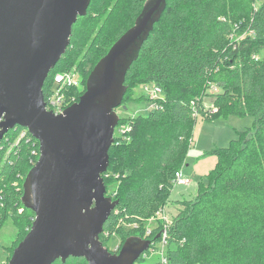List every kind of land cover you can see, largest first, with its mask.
Masks as SVG:
<instances>
[{"label": "trees", "instance_id": "16d2710c", "mask_svg": "<svg viewBox=\"0 0 264 264\" xmlns=\"http://www.w3.org/2000/svg\"><path fill=\"white\" fill-rule=\"evenodd\" d=\"M147 1L91 0L87 14L73 26L66 53L48 75L45 99L57 73L77 71L84 86L74 91L79 101L96 65L136 25ZM165 1L126 73L121 106L138 83L159 87L163 96L150 99L157 108L131 120L126 136H115L102 177L106 196L117 205L99 239L108 249L112 237L119 238L117 253L131 237L151 241L135 263L144 264L162 228L159 222L147 234L148 220L170 199L195 117L250 115L254 125L239 131L229 147L214 151L219 161L209 185L200 186L195 199L180 202L171 220L167 256L169 264H264V0ZM209 85L220 88L209 98L217 109L211 115L204 105ZM26 130L17 126L0 142V230L9 219L17 228L11 254L35 219L23 196L40 144L29 133L18 140ZM112 184L117 188L110 192ZM53 264L88 263L71 257Z\"/></svg>", "mask_w": 264, "mask_h": 264}, {"label": "water", "instance_id": "95a60500", "mask_svg": "<svg viewBox=\"0 0 264 264\" xmlns=\"http://www.w3.org/2000/svg\"><path fill=\"white\" fill-rule=\"evenodd\" d=\"M90 2L0 0V142L20 126L40 144L23 196L35 219L7 264H53L71 257L88 264H135L152 244L131 238L118 254L102 245L99 237L117 205L106 196L102 175L109 167L126 73L166 1H147L136 25L96 65L79 102L56 116L45 109L44 85Z\"/></svg>", "mask_w": 264, "mask_h": 264}, {"label": "rangeland", "instance_id": "374dc122", "mask_svg": "<svg viewBox=\"0 0 264 264\" xmlns=\"http://www.w3.org/2000/svg\"><path fill=\"white\" fill-rule=\"evenodd\" d=\"M262 55L264 56V52ZM89 79L87 82H89ZM86 85L88 86V83ZM152 90L153 84L138 83L129 91L128 102L115 110L119 122H124V127H128L129 122L134 118L142 115L147 116L153 110V104L150 101V99H152L150 94ZM218 92H220V88H217L216 92L213 93L211 97ZM205 108L212 111L209 112V115L217 111L216 106L210 105L209 102L206 104ZM195 118H197V120L194 126L193 136L189 141L187 156L182 165L184 174L191 180V184L188 186H175L166 206L160 208H165V214L170 221L176 217L179 209L182 208L180 205L181 201L195 199L199 187H207L209 185V175L214 169H216L219 161L218 156L214 151L216 149L229 147L231 142L238 137L239 131L241 132L252 127L255 121L254 117L250 115L243 117L229 115L226 118L220 117L215 120H208L203 115H197ZM120 128L121 127L119 126L117 131H115V136L119 135L120 132L118 133V130H120ZM116 188L117 184H112L109 191L113 192ZM159 210L149 218L147 224L148 228H158V223L161 218V215H158ZM150 220H152V222ZM16 234L17 228L14 226L13 221L10 219L7 220L0 230V264L9 263L12 257L11 247L16 241ZM131 238L127 239L124 244H126ZM132 240H135L137 243H143L144 238ZM120 243L121 240L113 236L109 242L108 250L114 253L119 248ZM159 259V255L156 252H153L152 249L149 255L145 257L143 263L157 264Z\"/></svg>", "mask_w": 264, "mask_h": 264}, {"label": "built area", "instance_id": "2783aa9c", "mask_svg": "<svg viewBox=\"0 0 264 264\" xmlns=\"http://www.w3.org/2000/svg\"><path fill=\"white\" fill-rule=\"evenodd\" d=\"M210 86V93L208 96L204 97V105L206 107V104L209 101V98L211 97L213 93L216 92V87L213 85ZM75 90H78V92H82L84 90V86L82 84L81 75L77 71H71V72H63V73H57L54 76V80L52 82L51 91L48 95V97L45 99V109L48 112H51L58 116L65 112L67 108L72 106L73 104H76L78 101V92H74ZM151 98L159 99L163 96V91L153 85V90L150 92ZM208 100V101H207ZM153 109L157 108V105L155 103H152ZM197 115V113H196ZM118 128V127H117ZM117 128L115 131H117ZM131 130V127H124L120 128L118 130L119 135L126 136V133ZM28 134L27 130L25 132H22L19 136V139H22ZM114 140H115V134H114ZM10 149H13V146H10ZM34 155L40 156V152L37 153L36 151L33 152ZM173 186H188L191 184V180L186 177L184 174V170L181 168L175 173V176L172 180ZM158 215H161L160 222L162 223L161 231L159 232V242L156 244V247L153 249V252H156L160 259L157 264H169V259L167 256V243H168V235L169 230L171 226V221L168 219L167 215L165 214V208L160 209L158 211ZM152 222V220H150ZM152 228H148L147 234H151ZM118 250V249H117ZM117 250L115 252H117ZM114 252V253H115Z\"/></svg>", "mask_w": 264, "mask_h": 264}, {"label": "flooded vegetation", "instance_id": "af4514ba", "mask_svg": "<svg viewBox=\"0 0 264 264\" xmlns=\"http://www.w3.org/2000/svg\"><path fill=\"white\" fill-rule=\"evenodd\" d=\"M115 110H116V109H115ZM113 254H118V253H117V252H115V253H113ZM141 256H142V255H141ZM141 256H140V257H141Z\"/></svg>", "mask_w": 264, "mask_h": 264}, {"label": "crops", "instance_id": "0c3cea01", "mask_svg": "<svg viewBox=\"0 0 264 264\" xmlns=\"http://www.w3.org/2000/svg\"><path fill=\"white\" fill-rule=\"evenodd\" d=\"M208 101V100H207Z\"/></svg>", "mask_w": 264, "mask_h": 264}]
</instances>
